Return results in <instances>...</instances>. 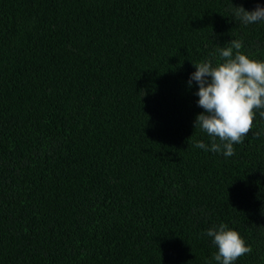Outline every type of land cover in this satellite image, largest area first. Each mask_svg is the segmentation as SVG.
<instances>
[{
    "label": "trees",
    "instance_id": "trees-1",
    "mask_svg": "<svg viewBox=\"0 0 264 264\" xmlns=\"http://www.w3.org/2000/svg\"><path fill=\"white\" fill-rule=\"evenodd\" d=\"M264 0H0V264H218L223 223L264 264V118L211 138L193 64L264 60ZM219 143V140H217Z\"/></svg>",
    "mask_w": 264,
    "mask_h": 264
},
{
    "label": "clouds",
    "instance_id": "clouds-1",
    "mask_svg": "<svg viewBox=\"0 0 264 264\" xmlns=\"http://www.w3.org/2000/svg\"><path fill=\"white\" fill-rule=\"evenodd\" d=\"M234 16L245 25L264 21V7L254 10L236 6ZM242 43L233 40L230 47L218 49L221 62L205 60L193 64L188 84L198 85L197 104L203 109L195 117L193 127L211 138L210 145L195 141L194 147L234 155V144L243 141L252 130L257 110L264 118V60L249 57L240 51ZM219 140V143H217ZM212 238L218 264H233L252 251L240 234L221 223L205 233Z\"/></svg>",
    "mask_w": 264,
    "mask_h": 264
}]
</instances>
